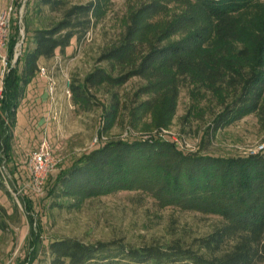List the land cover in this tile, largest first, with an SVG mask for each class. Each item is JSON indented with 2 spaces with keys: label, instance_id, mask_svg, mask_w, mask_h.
<instances>
[{
  "label": "trees",
  "instance_id": "obj_1",
  "mask_svg": "<svg viewBox=\"0 0 264 264\" xmlns=\"http://www.w3.org/2000/svg\"><path fill=\"white\" fill-rule=\"evenodd\" d=\"M110 1L35 0L39 11L47 8L58 17L35 29L33 46L23 45L15 66L8 67L0 116V139L9 133L6 145L41 61L84 39ZM170 2L186 8L167 15ZM160 14L167 16L153 23ZM16 42L10 35L8 64ZM102 60L108 68L88 74L85 87L73 83V98L89 106V88L107 84L114 89L140 77L145 84L134 94V126L148 114L149 129L168 127L185 85L199 98L212 97L219 108L203 139L209 141L249 114L264 121V0H150L132 10ZM114 96L104 112L108 123L121 107ZM0 189L11 195L2 178ZM120 190L145 192L161 207L215 214L223 223L188 245L180 240L133 246L123 240L55 239L48 246V264H264V149L225 156L185 151L159 136L110 140L63 168L50 194L69 199L68 204L54 200L53 206L77 207Z\"/></svg>",
  "mask_w": 264,
  "mask_h": 264
},
{
  "label": "rangeland",
  "instance_id": "obj_2",
  "mask_svg": "<svg viewBox=\"0 0 264 264\" xmlns=\"http://www.w3.org/2000/svg\"><path fill=\"white\" fill-rule=\"evenodd\" d=\"M148 1L111 0L84 39L74 40L64 53L57 52L52 59L41 61L46 74L39 71L28 85L9 146L6 145L9 133L0 139V178L11 193L0 189V224L4 225V229L0 228V264H48L49 243L60 238L73 237L88 243L123 240L133 246L180 240L188 245L222 225L223 220L218 215L175 206L161 207L151 195L139 190H120L92 197L77 207L52 205L54 200L63 204L69 202L68 198L56 199L50 194L57 174L83 154L110 140L159 136L175 142L185 151L201 150L225 156L261 151L264 121L256 113L219 130L209 141L203 139L214 111L219 108L212 97L199 98L192 94L191 86L182 87L171 124L159 129H149L148 114L143 115L137 126L132 124L134 94L145 84L140 77L134 76L114 89L107 84L89 88L92 101L89 106L75 101L72 84L85 87L88 74L97 68H108L102 54L119 40L132 10ZM10 3L15 8L11 35H16L17 42L10 64L8 45L0 49V116L3 80L8 67L11 63L15 66L23 45L33 46V31L46 27L58 17L47 8L39 11L35 0H0V11ZM185 6L183 2H170L167 15ZM255 11L250 10L247 15ZM167 15H157L152 22H159ZM50 82H54V91L50 90ZM114 93L121 107L116 119L108 123L104 112L115 98ZM44 141L51 144L58 162L43 193H37L24 186L31 177L30 153Z\"/></svg>",
  "mask_w": 264,
  "mask_h": 264
},
{
  "label": "built area",
  "instance_id": "obj_3",
  "mask_svg": "<svg viewBox=\"0 0 264 264\" xmlns=\"http://www.w3.org/2000/svg\"><path fill=\"white\" fill-rule=\"evenodd\" d=\"M15 18L14 4L10 3L0 11V49L6 48L11 35L12 22ZM6 61V57H5ZM41 73L46 74V69L41 67ZM50 90L54 91V82H50ZM69 93L70 91L67 90ZM264 149V143L259 146V150ZM30 182L24 186L29 187L37 193H43L45 183L53 170L57 166L58 160L55 150L48 141H44L41 146L30 153Z\"/></svg>",
  "mask_w": 264,
  "mask_h": 264
}]
</instances>
